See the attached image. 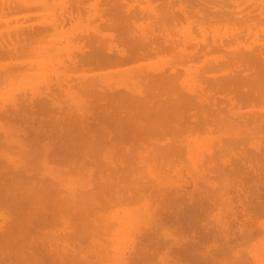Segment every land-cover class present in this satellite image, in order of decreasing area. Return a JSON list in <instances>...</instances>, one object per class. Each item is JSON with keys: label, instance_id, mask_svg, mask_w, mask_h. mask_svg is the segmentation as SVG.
<instances>
[{"label": "bare ground", "instance_id": "bare-ground-1", "mask_svg": "<svg viewBox=\"0 0 264 264\" xmlns=\"http://www.w3.org/2000/svg\"><path fill=\"white\" fill-rule=\"evenodd\" d=\"M31 1L35 2L0 0V15L28 8ZM242 1L161 0L160 7L147 2L135 7L127 0H96L95 4L89 3L94 11L90 13L91 10L85 11L84 0H67L66 7L52 12V17L46 21L40 17L41 21L35 27L30 26V22L18 25L20 27H17L18 23L13 24L17 28L10 24L8 26L15 30L5 26L4 36L0 30V56H7L9 61L20 54L37 56L49 49L56 54V65H51L50 59L48 63L46 58L43 59L52 66V80L51 71H47L50 68L40 61V57L38 68L26 67L17 60L19 64L7 62L8 68L0 71V88L14 76L21 81L18 91L15 86L17 94H6L0 104V119L13 125L9 130L12 128L15 132L17 129L18 134L12 140H4L9 146L15 145L17 158L8 155H14L15 151L11 153V149L0 156V264H105L107 255L115 259L114 264L118 261L152 264L153 255H158V260L165 264H206L215 257V251L209 247L206 256L189 253L190 247H194L193 242L202 246L201 239L207 234L204 232L208 223L206 216H198L197 210L204 204L208 208L212 206L205 212L215 209L216 226L219 225L225 246L232 248L239 233L247 235L250 232V227L246 226L250 217L264 208V159L260 160L264 156V147L255 144L259 142L257 140L264 141V113L255 114L254 109L243 113L238 102L264 101V86H261L264 83V50L258 45L251 46L253 43L250 42L254 40L250 39L248 45L235 47L241 37L229 25L231 32L219 33L221 25L227 21L236 19L241 23L242 19L264 17L263 0H246L252 5L244 10L246 12ZM37 2L47 6L46 0ZM47 10L52 11L48 8L43 12L46 14ZM21 13L19 15L24 18L32 14ZM84 15L92 23L98 18L108 33H101L97 22L76 32L78 42L85 40L84 35L88 38L86 48L85 41L77 46L78 42L69 36L70 40H64V45L63 42L61 46L55 45L64 39L59 38L65 29L63 24L75 21L76 27L79 25L76 22ZM8 17L0 18V21L3 19V23H7ZM244 21L237 31L244 24L248 28L256 23L255 20L253 23ZM194 25L201 38L189 43L191 49L188 50L187 44L193 38L188 36L193 35ZM207 29L213 30L209 37ZM258 30L252 31L255 38ZM178 32H183V37L179 38L182 42L177 41V36L174 38ZM46 35H50L49 42L44 44L41 40ZM105 37L117 39L123 48H118L116 43L105 45L107 41H102ZM219 49L229 52L216 54L218 57L209 58L215 63L211 65L208 61V64L205 52ZM159 52H168L172 56H169L167 66L152 62L153 66L148 63L143 66L138 64L140 62L134 66L128 64L132 68L115 82L110 76L111 81L98 77L100 72L96 70L98 75L94 71L87 73ZM62 53L65 57H57ZM40 56L43 58L45 54ZM158 56L162 61L164 56ZM173 59L180 61L183 71L187 68L183 63L192 59H201L208 65L206 69L196 67L190 74L189 68L188 76L193 78L189 82L180 79L184 72L176 69L181 66L177 63L176 66ZM59 65L67 69L66 73L60 71ZM215 69H219L220 74H206ZM68 70L74 71L75 75ZM76 72V79L82 78L76 83L77 86L80 84L78 89L84 96L80 100L76 99L79 94H73L70 78L66 79L67 73L76 76ZM60 93L76 96L69 99L67 96L66 102L71 101L64 105L65 101H59ZM216 94L220 96L219 100L215 98ZM256 110L264 112V108ZM217 125L218 129L230 127L228 130L223 127L227 130L223 140L217 138L215 142L207 143L187 136L198 129L212 131L211 128ZM252 136L257 139L251 142L254 149L245 150L243 143ZM2 137L7 138L5 134ZM48 158L66 165V170L74 171L76 175L85 168L88 172L85 169L83 172L87 177L80 179L77 187L76 179L64 177V172L59 170L61 167L56 165L55 171L48 167ZM135 162L137 166H134ZM35 163L44 168L41 178L34 171ZM128 177H131L130 181L126 180ZM212 177H218L220 182L216 184ZM189 186L191 190L187 189ZM124 190L129 197L122 193ZM138 197L159 203L156 206L144 204L135 210L116 213V217L113 215L104 223L100 221L97 208L109 202H129ZM45 228H48L47 232ZM261 230L264 232V225ZM103 234H108L107 247L100 241ZM178 238L185 242L180 243ZM257 249L260 250L258 244ZM256 254L252 257H256L258 264H264V252Z\"/></svg>", "mask_w": 264, "mask_h": 264}, {"label": "rangeland", "instance_id": "rangeland-1", "mask_svg": "<svg viewBox=\"0 0 264 264\" xmlns=\"http://www.w3.org/2000/svg\"><path fill=\"white\" fill-rule=\"evenodd\" d=\"M36 1L37 0H35V5H34V3L31 1V3H33L32 5H31V3L28 5V8H21L20 10L19 9H16V11H11L10 13H6L4 16L3 15H0L1 17L0 18H6V17H13V18H11V19H9V17L7 18V20H10V21H5V22H7V23H3L4 21H3V19H1V21H0V30H1V35L2 36H4L5 35V30H9V28L11 29V27H14V25L13 24H16V23H18V24H16L17 25V27H20V26H18V25H21L22 23H24V24H27L28 22H30L29 24H30V26H37V25H39V22L41 21L39 18L41 17V19L42 20H44V21H46V19H50V17H52L51 15H52V12H57V11H59V9H62V8H64V7H66V5H68V2H67V0H57V4H56V0H51L50 2H49V0H46V3L45 4H47V6H40L39 5V3L37 2L36 3ZM39 1V0H38ZM85 1V5L87 6H85L86 7V9H85V11L86 12H88V11H90V13H92V12H94L93 11V9H91V6L90 5H92V4H90L89 5V3H90V1H96V0H84ZM133 0H127V3H131V4H135V7H137V6H140L139 4H141V5H144L146 2L147 3H149V4H151V5H153V6H156V7H160V5H159V2L161 1H159V0H134L133 2H132ZM248 1V0H247ZM246 0H243L242 1V6L244 7H242L243 8V11L244 10H246V9H248L249 7H251L252 5L250 4L251 2H247ZM264 1V0H263ZM262 1V2H263ZM58 2H59V4L60 5H58ZM144 2V4H142ZM244 2H245V5H244ZM246 2L248 3L247 5H246ZM62 3H63V5H62ZM92 3V2H91ZM177 3V2H176ZM51 4V5H50ZM94 4H95V2H94ZM240 5H241V3H239ZM53 5V6H52ZM58 5V6H57ZM30 6H31V8H30ZM61 6V7H60ZM63 6V7H62ZM96 6V5H95ZM246 6H248V7H246ZM45 9H44V8ZM93 7V6H92ZM49 8V10L51 11V13H49V11L47 10V12H46V14L44 13L45 11H46V9H48ZM51 8V9H50ZM54 10H53V9ZM88 8V9H87ZM21 11H28L29 13H32V14H30V15H28V17L29 18H27V17H22V16H20L22 13H21ZM41 11V12H40ZM44 11V12H43ZM35 14H34V13ZM85 12V13H86ZM244 12H246V11H244ZM243 12V13H244ZM17 13V14H16ZM19 13H20V15H19ZM39 13V14H38ZM43 15H42V14ZM48 13V14H47ZM39 16H38V15ZM45 14V15H44ZM51 14V15H50ZM87 14V13H86ZM14 15H17L16 17H14ZM19 16V17H18ZM38 16V17H37ZM264 16V15H263ZM23 18V19H22ZM85 18V19H84ZM262 18H263V22H262ZM260 17L259 19H257L256 20V17L254 16V17H250V20H246V21H244V19H242V22L241 23H243V21L246 23V22H248V21H250V23H253V21L252 20H255V22L256 23H253V26H252V24L251 25H249L248 26V28H247V26H245V24L240 28V31H237V29L240 27L239 26V24H241V23H239V22H237L236 21V19H233V20H231V21H227V23L225 24H223L224 25V27H223V25H221V29L219 30V33L220 32H231L232 30L234 31V33H236L237 32V34L239 35V37H244V38H240L239 39V41H240V43H232V45L234 44L235 45V47L237 46V47H239V48H242L243 46H246V45H248L247 43L248 42H250L251 40H256L257 39V36H258V39L254 42H250L251 44L253 43V45H251V46H260L261 48H263V50H264V42H263V39H264V17ZM20 19V20H19ZM22 19V20H21ZM25 19V20H24ZM96 20L98 19V18H95ZM95 19H93V23H92V20H87L86 19V16L84 15V17H83V19H80L78 22H76V24L78 25V26H76L75 27V21H71V23L70 22H66V23H64L63 24V27L65 26V34H64V30H63V34H62V32H61V34L59 35V38H60V36H62L61 38H64V39H62L63 41H61V39H60V43H56L55 45H62V42H63V45H64V43L67 41V38H68V36H69V38L70 39H75L76 40V42H78L80 39H78V37L77 38H75L78 34V32L80 33L82 30H84L87 26H93V24H96L97 22L99 23V22H101L100 20L98 21H96ZM235 20V21H234ZM25 21V22H24ZM27 21V22H26ZM32 21H33V23H32ZM49 20H47V22H48ZM232 21H234L233 23H232ZM252 21V22H251ZM144 22V24H145V21H143ZM38 23V24H37ZM97 23V24H98ZM186 23V22H185ZM231 23V24H230ZM263 23V24H262ZM11 24V25H10ZM40 24H42V23H40ZM92 24V25H91ZM256 24V25H255ZM260 25V27H259V25ZM3 25V26H2ZM8 25H10L11 27H9ZM16 25H15V27H16ZM28 25V24H27ZM71 25V26H70ZM103 24L102 23H99V25H98V28L101 30V33H104V34H106V33H108V30L106 29V28H104L103 26H102ZM225 25H226V27H225ZM231 26V28H232V30L230 29V27L229 26ZM5 26H6V28L7 29H5ZM23 26H25V25H23ZM70 26V27H69ZM74 28H73V27ZM195 26V25H194ZM194 26H193V28H192V30H191V32L193 33V35L191 34V36H188V37H192L193 36V38H192V40L191 41H189L188 42V44H187V47H188V50L189 49H191V47H189V43H191V42H194V41H196L198 38H201V33H200V31H197L196 30V28H197V26H195V28H194ZM238 26V27H237ZM250 26H252V27H250ZM14 27V28H15ZM16 27V28H17ZM22 27V26H21ZM67 27V28H66ZM237 27V28H236ZM254 27V28H253ZM11 29V30H15V29ZM76 28V29H75ZM81 28V29H80ZM226 28H227V30H226ZM229 28V29H228ZM250 28V29H249ZM255 28L256 29H259L257 32V36H256V38L253 36L255 33L254 32H252V31H254L255 30ZM261 28H263V30L261 29ZM69 29V30H68ZM70 29H72V30H70ZM223 29V30H222ZM261 29V30H260ZM67 30H68V32H67ZM107 30V31H106ZM209 29H207V32L209 33L208 35H207V37H209L210 36V34H212V32H211V30L212 29H210L209 31H208ZM229 30V31H228ZM71 31H74V32H71ZM213 31V30H212ZM248 31V32H247ZM251 31V32H250ZM2 32H3V34H2ZM71 32V33H70ZM77 32V33H76ZM242 32V33H241ZM244 32V33H243ZM247 32V33H246ZM262 32V33H261ZM178 33H181V32H178ZM178 33H176V34H174V38H175V36H177V41L179 40V38H182L183 37V32L179 35ZM67 34H71V36H73V37H71L70 35H67ZM188 34V33H187ZM223 34H226V33H223ZM246 34V35H245ZM248 34V35H247ZM253 34V35H252ZM64 35V36H63ZM67 35V36H66ZM75 35V36H74ZM190 35V34H189ZM222 35V34H221ZM260 35V36H259ZM180 36V37H179ZM182 36V37H181ZM253 36V37H252ZM44 37H45V39H44ZM43 37V39L41 40L44 44H47L46 43V41L47 42H49V37H50V35H46V36H44ZM100 37H104V35L103 36H100ZM249 37V38H248ZM262 37V38H261ZM68 38V40H70ZM84 38H85V40H82L81 42H78L77 43V46H78V44L80 43H82L83 41H85L84 42V47L85 46H87V42H88V38L84 35ZM246 38V39H245ZM100 39V41L102 40L101 38H99ZM196 39V40H195ZM248 39V40H247ZM249 39H250V41H249ZM64 40H66L65 42H64ZM112 40V39H111ZM110 39H108L107 37H105V39H103L102 41L105 43L106 41V44L105 45H107V44H110V45H112L113 43H116V45H117V47L118 48H121L122 46H124L121 42H119L117 39L114 41V39L111 41ZM182 39H180L179 40V42H182L181 41ZM246 40V41H245ZM260 40V45H259V43H258V41ZM45 41V42H44ZM101 41V42H102ZM198 41V40H197ZM245 42L244 43V45H243V42ZM74 42V41H73ZM186 42V41H185ZM261 42L263 43V44H261ZM250 43H249V45H250ZM258 43V44H257ZM80 44H79V46H80ZM256 44V45H255ZM81 45H83V43L81 44ZM261 45H263V46H261ZM113 46V45H112ZM242 46V47H241ZM86 48V47H85ZM123 48V47H122ZM225 48L226 49H228V47H226V45H225ZM226 49H219L220 51H218V50H213V51H211V52H205V56H207V58L209 59V58H211V57H214V58H216V57H218L217 55L218 54H220L221 52H222V54H226V53H228L229 52V50H226ZM49 51H50V49L49 50H46L45 52H47V53H45V52H43L42 54H40V55H44L45 54V56L42 58V56H40L39 54L36 56V54H28V55H25V54H20V55H17L16 57H12V59H13V61L14 62H17V60H23L22 62L20 61L19 63H23V65H25L26 64V67L28 66L29 68H38V66H39V63H40V61H42L43 59H45L47 62L46 63H48L49 62V59H50V63H51V65H53V63L56 65V63L54 62V60H55V58H56V54H54L53 55V53H51V51H50V53L51 54H48L49 53ZM215 52V53H214ZM219 52V53H218ZM224 52V53H223ZM209 53V54H208ZM264 53V52H263ZM217 54V55H216ZM47 55V56H46ZM52 55V57H49V56H51ZM158 55H162V56H164V58L162 59V61L160 60L161 58H159L160 56H158ZM35 56V57H34ZM58 56H60V57H65V55L62 53V56H61V54L60 55H57V57ZM161 56V57H162ZM169 56H171L170 55V53H168V52H159V53H155V54H151L150 56H148V57H144V58H141V59H139V60H136V61H131V62H125V63H121V64H118V65H115L114 67L113 66H108V67H101V68H97V69H92V71H87V73L88 72H95V70H96V72H100V74L98 75V74H96V72L94 73V74H96V75H98V77L100 76V78H105V80L106 81H109L110 79L111 80H113L114 82L116 81V78H121V75H122V77L124 76V73L126 74V72L128 71V70H130V67L132 68V66H129V65H135V63L137 62H140V63H138V64H143V66L145 65V66H147L148 64L149 65H152V64H157L158 65V63L160 64L159 66H167L168 64H169V61H168V58H169ZM216 56V57H215ZM33 57L36 59H33ZM38 57H40V61H39V58ZM49 57V58H48ZM55 57V58H54ZM18 58V59H17ZM24 58V59H23ZM42 58V59H41ZM51 58H53L52 59V62H51ZM159 58V59H158ZM170 58H172V56L170 57ZM150 61H148V60ZM155 59V60H154ZM16 60V61H15ZM24 60H25V62H24ZM28 60V61H27ZM31 60V61H30ZM34 60H35V62L38 60L39 62H34ZM45 60H43L42 62L44 63V64H46L45 63ZM170 60V59H169ZM172 60V59H171ZM4 61V62H3ZM11 61V60H10ZM9 61V58L7 57V56H0V71H2V69H4V68H8V66H9V64H7V62L9 63L10 62ZM13 61H11V62H13ZM144 61V62H143ZM148 61V62H147ZM156 61H157V63H156ZM166 61V62H165ZM175 60L173 59V62H174ZM190 61H193L192 62V64H189V63H191ZM189 61V63H183V64H185V67H187L184 71L182 70L183 69V67H182V64L180 65V61H176V62H174V64H179V66H181V67H177L176 69L177 70H179V71H183L184 72V74H181L180 75V79H185V81H192L191 79H193V78H190L191 76H188L190 73H193L192 72V70L194 69L195 70V68L196 67H199L200 69L201 68H204V69H206L207 68V65L210 63L211 65L212 64H214L215 63V61H213V59H209V60H207V63H208V61H209V63L208 64H205V63H203L202 62V60L201 59H192V60H190ZM200 61H201V63H200ZM213 62V63H211V62ZM3 62V63H2ZM32 62V63H31ZM151 62H152V64H151ZM153 62H155V63H153ZM164 62H165V65H164ZM18 62H17V64H19ZM34 63H35V65H34ZM42 63V64H43ZM50 63H49V65H45V66H47L48 68H50V69H47V71H51L50 73L51 74H49V76H50V78H51V80H52V76H53V71H52V66L50 65ZM136 63V64H137ZM148 63V64H147ZM162 63V64H161ZM194 63V64H193ZM200 64V66H197L198 64ZM3 64V65H2ZM129 64V65H128ZM141 64V65H142ZM170 64H173L172 62L170 63ZM176 64V66H178ZM195 64H197V65H195ZM205 64V65H204ZM36 65H37V67H36ZM195 65V66H194ZM32 66V67H31ZM40 66H44V65H40ZM118 66V67H117ZM129 68H128V67ZM153 66V65H152ZM156 66V65H155ZM189 66V67H188ZM59 67L61 68V66L59 65ZM117 69H116V68ZM120 67H121V69H120ZM124 67V68H123ZM104 68V69H103ZM124 70H123V69ZM190 68V71H189V74H188V69ZM59 69V68H58ZM116 69V70H115ZM119 69V70H118ZM126 69V70H125ZM128 69V70H127ZM29 70V69H28ZM32 70V72H33V69H31ZM31 70H30V72H31ZM67 70V69H66ZM66 70L65 69H63V68H61V70L60 71H62V72H65L66 73ZM100 70V71H99ZM115 70V71H114ZM121 70H123L122 72H121ZM71 72V70H68L67 72ZM106 71V72H105ZM69 72V73H70ZM101 72H103V75H102V73ZM108 72V74H106ZM114 72V73H113ZM117 72V73H116ZM216 72H218V74H220V70L219 69H215V71H207L206 72V74H209V73H215L216 74ZM61 73V72H60ZM69 73H67L68 75H70ZM75 72L74 71H72L71 72V74H74ZM77 73V72H76ZM81 73V72H80ZM92 73V74H93ZM119 73H120V77H119ZM67 74H65V75H67ZM188 76V78H187V76ZM66 76L67 78V80H68V78H70L68 81H70L69 83H71V89H72V91H73V94H79V95H71V93H70V96H68V99H69V97H71L72 96V98L74 97L75 98V96L77 97L76 99L78 100H80V98L81 99H83V94L80 92V89H78V87H79V85L80 84H78V86H77V84L76 83H78L79 81L81 82V79L82 78H80V80L79 79H76V78H78L77 76H78V73L76 74V76H74V75H70V77L69 76ZM183 75V76H182ZM73 76H74V78H73ZM111 78H110V77ZM116 76V77H115ZM81 77V76H80ZM110 79H109V78ZM15 78V79H14ZM54 78H55V75H54ZM71 78H73V79H71ZM17 79V80H16ZM19 79V77H16V76H14L13 78H11L10 79V81L8 80L7 82H5V85L4 84H2L1 85V88H0V92H1V94H2V96H0V104H2L3 102H2V99L3 98H6V94H9V93H11V94H15L18 90H19V88L20 87H18V85L19 84H21V81H20V79ZM76 79V80H75ZM109 79V80H108ZM188 79V80H187ZM75 80V81H74ZM110 80V81H111ZM118 80V79H117ZM12 81H14V82H12ZM18 81H20V82H18ZM77 81V82H76ZM189 81V82H190ZM14 83H16V84H14ZM72 83H75V84H72ZM263 85H261L262 87L264 86V83H262ZM75 85H76V87H75ZM187 85V84H186ZM9 86V87H8ZM15 86H16V88L18 87V89H17V91H15L16 90V88H15ZM142 86H143V84H142ZM10 87H12V88H10ZM3 88H5V89H3ZM7 88H9V89H7ZM3 89V90H2ZM79 91H78V90ZM8 90V91H7ZM12 90H14V91H12ZM8 93H7V92ZM13 93H12V92ZM79 93H78V92ZM64 93V92H63ZM0 94V95H1ZM10 94V95H11ZM17 94V93H16ZM5 95V96H4ZM60 95L61 96H59L58 98L60 99L61 98V100H59V101H62L63 100V102H64V105L65 104H67V103H69L70 101H71V99H70V101L69 102H66V101H68V100H66L67 99V96L64 94V96H62L63 94H61L60 93ZM217 95V96H216ZM216 95H214L215 96V98H217V100H219L220 98H218V97H220L218 94H216ZM7 96H9V95H7ZM16 96V95H15ZM76 100V101H77ZM3 101H4V99H3ZM6 102H7V100H5ZM238 103H240V106L238 107L239 108V110H241V111H243V113H244V111L245 110H249V109H254L255 111H254V113L255 114H259V113H264L263 111H261V112H259V110L257 111L256 109L257 108H264V101H261V102H255V101H251V100H248V101H246L245 103H242V102H238ZM62 104V103H61ZM255 106V107H254ZM224 110H226L225 108H224ZM247 111H245V113H246ZM225 114L227 115L228 114V112H226L225 111ZM190 117V116H189ZM4 121L3 120H1L0 119V131L3 133H1L0 134V141L3 143V145L1 144V142H0V144H1V146H0V156L1 155H3V153L4 152H7V151H9L10 152V150L9 149H11V153H13V151H15L14 152V155H10V154H8L9 156H13V157H16L17 156V154H18V152H17V149H15V145L14 146H9L7 143L5 144V142H4V140L5 139H10V140H12V138L14 139L15 137H17L18 136V134H16L17 132H16V130H14L15 132H13V129L11 128L10 130L13 132V133H15L14 135H12L11 133H10V130H9V128L10 127H12L11 125H9V124H7V123H3ZM3 123V124H2ZM4 124H6L7 125V127L4 125ZM2 125H4L3 127L5 128V129H3V127H1ZM10 126V127H9ZM218 125L217 126H214L213 128H211L212 129V131L210 130H202V129H198V130H196V131H192L190 134H187V136L189 137V139H194V140H196V141H200V142H206L207 141V143H210V142H215L216 141V139L217 138H220L221 140H223V139H225V134H226V132H227V130L230 128V127H228V126H222V128H219L218 129ZM225 129H227V130H225ZM14 128V127H13ZM218 129V130H217ZM222 129H224V131L222 130ZM4 130V131H3ZM7 132H6V131ZM203 132H202V131ZM231 130V129H230ZM231 131H233V130H231ZM207 132V133H206ZM225 133V134H224ZM249 133V134H248ZM6 135V137H7V135H10V136H8L7 138H4V137H2L3 135ZM246 134H248V135H250V132H246ZM20 137V136H19ZM4 138V139H3ZM208 138H210V139H208ZM191 140V141H192ZM210 140V141H209ZM254 140H257L256 139V137L255 136H252V137H250L245 143H243L244 145V147H245V150H252L253 151V149H254V147H253V145H252V141H254ZM257 141H259L258 143H256L255 142V144L257 145H260L261 146V148L262 147H264V141L263 140H257ZM254 144V143H253ZM4 145H6V146H4ZM7 147H11V148H8V149H6ZM6 150V151H5ZM240 151V150H239ZM9 152H7V153H9ZM17 152V153H16ZM5 154V153H4ZM16 154V155H15ZM238 154H240V153H238ZM230 156L232 157V158H235V156L233 155V154H230ZM262 156V155H261ZM17 158V157H16ZM231 158V159H232ZM49 160H46V162L48 163V164H52L51 166L50 165H48L47 163V165H48V167H52L51 169H53V171H55V169H58V168H54V167H56V165H58L57 167H61V168H59V170H60V172L62 173V172H64V177H68L69 179H76V181L74 182V183H77V187L79 186V183H80V179H82L84 176H86L87 174L85 173V172H83V170L85 169H82L80 172H76L77 173V175L74 173V171L73 172H68L67 170H66V165H64V164H61V163H59V162H57V161H53L51 158H48ZM230 159V158H229ZM262 159H264V156H262V158L260 159V160H262ZM136 161H137V159H136ZM52 162V163H51ZM262 164L264 165V161L262 162ZM61 165V166H60ZM34 166L36 167H33L34 168V171H36L35 173L36 174H38V175H40L39 177L41 178V176H42V174L41 173H43V171H44V168L41 166V164L40 163H38V164H34ZM134 166H137V164H136V162H135V164H134ZM38 167H40V168H38ZM62 168H65V170L66 171H64V169L63 170H61ZM243 168V167H242ZM39 169V170H38ZM43 169V170H42ZM46 169V171L48 170V168H45ZM50 169V168H49ZM42 170V171H41ZM86 170V169H85ZM84 170V171H85ZM50 171H52V170H50ZM66 172V173H65ZM83 172V173H82ZM86 172H88L87 170H86ZM183 172H184V170H183ZM242 172H245L246 173V171H244V170H242ZM173 173V172H172ZM244 173V174H245ZM46 174V175H45ZM63 174V173H62ZM68 174V175H67ZM84 174V175H83ZM86 174V175H85ZM171 174V173H170ZM44 175L45 176H47L48 177V175H47V172H45L44 173ZM87 177V176H86ZM77 178H79V179H77ZM85 180H86V178H85ZM126 180H131V177H128V178H126ZM212 180H213V182H215L216 184H218L219 182H220V179L218 178V177H212ZM128 181V182H129ZM178 181L180 182V180L178 179ZM187 189L188 190H191L192 188L189 186V187H187ZM125 192H123L122 191V193H126V190H124ZM128 193H126V195L125 196H127V197H129L128 195H127ZM147 198H145V200L144 199H142V198H137V200L135 199V200H132V201H125V200H120V201H114L113 203L112 202H109V203H107L106 205H104L103 207H101V208H97V210L100 212L99 213V219H100V221L102 222V223H104V222H106V221H108V218L110 217V218H112L113 217V215H115L116 213H120V214H122L124 211H127V210H135V209H138V208H140V206H143L144 204H151V203H154V205L153 206H156L158 203H157V201H156V203L154 202V200L153 199H151V198H148V202H147V200H146ZM149 199H150V202H149ZM152 200V201H151ZM157 200V199H156ZM158 200H160L159 198H158ZM135 201V202H134ZM145 201H146V203H145ZM131 202V203H130ZM134 202V203H133ZM261 202V201H260ZM120 203V204H119ZM152 205V204H151ZM211 206V205H210ZM210 206H209V208H208V205H206V204H204L203 206L201 205L200 206V208H198L197 210H198V212H200V213H198V216L200 215V217H202V216H206V221L208 222L207 223V228H206V230L204 231L205 233L207 232V234H205V235H207V236H205V235H203L204 237L201 239V242H202V246H200L198 243H194L193 242V245H194V247H190V249H189V253H191V254H193V253H195V255H198V256H200V257H202V256H206V253H207V249H208V247H209V249H211L212 251H215V257L213 258V259H211V261H208L206 264H239V261H241L242 263L241 264H258L259 262L257 261V259H256V257H252V256H256L257 254V252H259V251H261V252H264V232H263V230H261V227H262V225H264V223H262V221L264 222V212L262 211V210H264V208L259 212V213H254L251 217H250V219H249V222H248V224L246 225V226H249L250 227V234L248 233L247 235H241L240 233H239V236H238V239H235V241H234V246L232 247V248H230V247H227V246H225L224 245V240L221 238V236H220V231H219V225H218V227L216 226V219H215V217H216V214H215V209H213V210H210V211H208V212H205L206 210H209L210 209ZM212 207V206H211ZM116 211H118V212H116ZM212 212L214 213V216H213V214H212ZM263 215V216H262ZM115 217H116V215H115ZM0 221H2V220H0ZM204 222V221H203ZM108 223H110V222H108ZM247 223V222H246ZM261 223V224H260ZM255 225V226H254ZM251 227H252V229H251ZM46 229V232H47V229L48 228H45ZM51 231V230H50ZM241 232V231H240ZM116 234V233H115ZM213 234H215L214 236H213ZM219 234V235H218ZM182 235H184V234H182ZM218 235V238H216V236ZM107 236H108V234H103V236H100V241L102 240L103 242H105V244H106V247H107V244H108V239H107ZM88 237H89V235H88ZM257 237V238H256ZM103 238V239H102ZM180 238V237H179ZM179 238H178V240H179ZM197 238V237H196ZM215 238V239H214ZM255 238V239H254ZM114 239H116V238H114ZM180 239H182V238H180ZM160 240V239H159ZM161 241V240H160ZM180 241V243H183V242H185L184 240H179ZM236 241H238V242H236ZM260 241L262 242V243H260ZM162 242V241H161ZM211 243V244H210ZM212 244H215V246L214 247H212ZM257 244H258V248L260 249V250H258L257 249ZM261 244V245H260ZM246 245V246H245ZM247 245H249V246H247ZM224 248V250H223V248ZM245 248V250L243 249V248ZM256 249V250H255ZM161 250H163V249H161ZM198 250V251H197ZM253 252H252V251ZM208 251H210V250H208ZM236 251V252H235ZM251 251V252H250ZM256 253H255V252ZM120 253V255H121V252H119ZM118 253V254H119ZM128 253V252H127ZM160 253V252H159ZM226 253V254H225ZM234 253H237V254H234ZM254 254V255H252V254ZM158 255H153L152 256V258H151V260L153 261L152 262V264H165V262L164 261H159L158 260V257H157ZM224 256H226V257H224ZM109 257V258H108ZM246 257V258H245ZM112 258V259H111ZM253 258V259H252ZM219 259V260H218ZM254 260H255V262L256 263H254ZM184 261V260H183ZM216 261V262H215ZM220 261H221V263H220ZM232 261V262H231ZM252 263H251V262ZM105 262V264H114V263H116V261H115V259L113 258V257H111V256H108L107 255V258H106V261H104ZM185 262V261H184ZM119 263V261L117 262V264ZM194 263H196V262H194ZM261 263V262H260ZM104 264V263H103ZM119 264H124V263H119ZM189 264H192V263H189Z\"/></svg>", "mask_w": 264, "mask_h": 264}]
</instances>
